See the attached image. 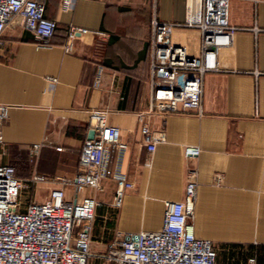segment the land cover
Instances as JSON below:
<instances>
[{"label": "crops", "instance_id": "obj_1", "mask_svg": "<svg viewBox=\"0 0 264 264\" xmlns=\"http://www.w3.org/2000/svg\"><path fill=\"white\" fill-rule=\"evenodd\" d=\"M40 1L55 22L48 44L14 18L0 35V103L8 105L0 163L14 166L21 190L27 187L19 193L20 209L59 186L54 176L77 172L90 111L99 109L127 144L118 163L131 186L113 206L114 149L99 189L76 193L64 186L68 200L85 193L97 202L87 264L114 261L118 232L158 229L164 201L183 198L189 170L196 182L189 221L196 237L212 242L214 264H264V0L255 4L257 30L235 31L218 52V69L204 74L200 113L148 112L150 18L182 22L198 0H75L69 8L60 0ZM230 18L250 24L248 5L233 2ZM69 23L88 32L66 52ZM179 39L196 42L189 30ZM139 112L150 127L165 131L151 153L141 140ZM33 143L40 146L27 162ZM186 144L198 146V155L185 156ZM37 174L47 179H33Z\"/></svg>", "mask_w": 264, "mask_h": 264}, {"label": "built area", "instance_id": "obj_2", "mask_svg": "<svg viewBox=\"0 0 264 264\" xmlns=\"http://www.w3.org/2000/svg\"><path fill=\"white\" fill-rule=\"evenodd\" d=\"M69 8L75 0H60ZM233 2H244L251 14L250 24L230 18ZM257 0H198L192 17L182 22L150 18L148 36V112H201L202 82L206 72L218 69L217 55L221 48L231 43L232 34L250 28L257 30L255 4ZM17 19L30 29L39 44H48L55 22L45 17L40 0H0V35L10 19ZM193 31L195 44L179 39V33ZM88 29L69 23L63 49L69 52L73 40ZM50 79H54L51 77ZM8 105L0 103L1 124L7 117ZM144 113L137 114L139 132L146 150L151 153L165 140L162 128H153L143 121ZM91 138L85 137L78 156L77 172L71 177L54 176L59 182L48 191L42 201L28 202L20 209L19 193L22 187L14 166L0 163V264H87L90 230L94 208L93 196L81 193L79 198L64 197L65 185L76 193L85 188L99 189L101 180L109 173L108 162L112 149L117 162L112 169L116 185L112 205H120L123 193L131 182L120 171L119 159L127 144L121 139L117 125L105 121V112L90 111ZM33 143L29 155L39 149ZM185 156H196V145L183 146ZM33 179H47L42 174ZM196 182L193 171L181 200H165L161 226L156 230H143L131 234L117 233L115 247L110 250L115 264H214L216 251L212 242L196 237L189 221L193 212ZM74 227L78 229L74 232ZM252 260V258L250 259Z\"/></svg>", "mask_w": 264, "mask_h": 264}, {"label": "rangeland", "instance_id": "obj_3", "mask_svg": "<svg viewBox=\"0 0 264 264\" xmlns=\"http://www.w3.org/2000/svg\"><path fill=\"white\" fill-rule=\"evenodd\" d=\"M31 158H32V157H30V155H27V156H26L27 162H31V161H30ZM26 188H27L26 186H24V187L22 188V190H21V191H22L21 194H25L24 192H25ZM37 193H41V192H40V189H36V194H37ZM103 264H115V262H114V261H106V262L103 263Z\"/></svg>", "mask_w": 264, "mask_h": 264}, {"label": "water", "instance_id": "obj_4", "mask_svg": "<svg viewBox=\"0 0 264 264\" xmlns=\"http://www.w3.org/2000/svg\"><path fill=\"white\" fill-rule=\"evenodd\" d=\"M93 135H94V130L91 128V129L88 130L87 138H91V137H93ZM130 237L131 238H136V234H131Z\"/></svg>", "mask_w": 264, "mask_h": 264}]
</instances>
